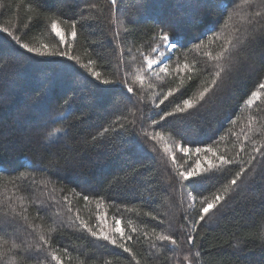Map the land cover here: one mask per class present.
Returning <instances> with one entry per match:
<instances>
[{
	"label": "trees",
	"instance_id": "16d2710c",
	"mask_svg": "<svg viewBox=\"0 0 264 264\" xmlns=\"http://www.w3.org/2000/svg\"><path fill=\"white\" fill-rule=\"evenodd\" d=\"M52 19L67 43L52 33ZM0 27L32 47L68 53H29L0 32V264H56L51 251L64 264H189L185 257L191 264H264V148L253 151L264 144V104L244 103L264 82V0H0ZM161 30L178 44L162 65L169 74L157 76L146 71L145 57ZM217 34L239 37L224 61L228 71L205 101L167 116L210 82L215 61L196 46L215 53L224 41H208ZM89 60L114 83L97 80L83 67ZM185 62L199 71H173ZM137 69H144L143 86L133 82ZM209 146L233 163L181 178L198 158L208 167L194 150ZM215 194L224 199L199 220L202 202ZM100 217L109 227L119 219L125 239L112 233V244L81 223L99 231ZM161 233L177 245L157 241Z\"/></svg>",
	"mask_w": 264,
	"mask_h": 264
},
{
	"label": "snow or ice",
	"instance_id": "6c2138e0",
	"mask_svg": "<svg viewBox=\"0 0 264 264\" xmlns=\"http://www.w3.org/2000/svg\"><path fill=\"white\" fill-rule=\"evenodd\" d=\"M252 2V0H244V3L246 5L250 4ZM112 4H116V0H111ZM256 16H260L261 13L257 12L255 13ZM229 19H231V17H229ZM71 27V37L72 40L74 41L77 37V31H76V22H72L70 24ZM51 31L52 33H54L55 37L58 38L59 43H67V39H66V35L64 30L61 29L60 27V22L57 21L56 19H52L51 20ZM237 31H239L237 29ZM0 32L6 33L8 37H11L12 40H14L16 42V44H18L21 48L25 49L27 52L29 53H34L36 55L39 56H51V55H68L67 52L64 51H59L56 50V45H52V48L50 49L48 44H42L39 47H32L30 46L28 43H22L21 39L19 36L13 35V32L9 30V28L7 27H0ZM158 40L159 43L153 47L151 49V52L156 53V57H145V63L147 66V70L151 71L153 69L154 65L157 64H162L163 62V58L165 56V51L162 49L161 46L166 47L168 49H175L177 47L178 44V40L174 37V36H170L168 32L161 30L160 33L158 34ZM215 40H223L224 42L220 45L219 50L216 51L215 53H213L212 51H208L207 50V45H197V49H200L201 47H203L205 49L204 55L208 56L212 61H215V65L214 68L215 70L211 73V80L210 82H206V86H204L201 90H199L197 93H195L192 97L188 98V99H184L182 101V104H177L176 107L174 108V110L172 112H168L166 113L167 116H171L174 115L176 113H185L188 110L194 108L196 105L200 104L202 101H205L206 96H208V94L210 92H212L213 88L216 87L217 82L222 80L223 76L226 74V72L228 71V69L225 67L224 61L228 60L231 58V49L233 47H235L236 45H234V41H239V37L236 36H231V37H223L219 34H217V36L213 39L208 41V44H211L213 42H215ZM129 51H131V49H129ZM70 59H75V60H79L78 57H69ZM95 64V61L89 60L87 64L83 65V67L87 68L90 72H92V75L97 79V80H101L102 83L104 84H110V83H114V81L107 79V78H103L101 77V73L94 71L90 66ZM143 71L144 69H137L136 74L134 75V80L133 82H140L141 86H143L144 84V75H143ZM173 71L176 72H184V71H188L190 73H195L197 71H199L198 69H196L195 64H189L187 62L183 63L182 65H177L175 69H173ZM160 73H164V74H169V68L167 67V65H164L162 67L159 68V70L157 72H154V75L160 76ZM162 78V77H161ZM188 79H191V75H189ZM184 84V78L181 77L180 79V86H183ZM149 87H152L151 84L148 85ZM128 92H132L133 88L131 86L128 87ZM179 88L176 89H169L168 92L164 95L163 99H161L160 103L163 104L166 100H168V98L170 96L173 95L174 91H178ZM257 102H260V104H264V82L259 83L258 88L256 91H253L250 95V97L244 102L245 106L247 108H252L254 105H257ZM165 117L162 116L161 119H164ZM256 117L255 116H250L248 119V123L249 124H253L256 122ZM235 123V122H234ZM105 131H108V129H105ZM145 135H151L149 133H145ZM151 138L153 140H157L159 141H164L165 137L160 134L157 133L155 135H151ZM225 137H221V140H224ZM245 140L248 139V136L244 137ZM253 143H257L256 141H253ZM178 150L182 153H188L190 151V149L188 147H182L177 145ZM261 148H264V144H260L259 147H255L253 149L254 152L259 153L261 151ZM166 153L169 154L172 163L175 164L176 160H175V153L171 151V146L167 144V142H165L164 145V149H163ZM195 153L197 154H201L204 153V159L208 162V167L207 168H202V165L200 163L199 158L195 161V165L193 167H191L189 170L187 171H179L178 175L181 176V178L187 180L193 177H198L201 175V172H208L213 168H217L219 166L222 165H228L233 163V160L229 159L226 155L220 154L218 155V149L213 148L211 146L207 147V148H196ZM241 151H243V145H241ZM207 153H211L212 157H215V161H213L208 155ZM251 159H255V157H251ZM218 162V163H217ZM243 171L245 170H241L240 172L236 173L235 178H233L230 181V185L228 187L224 188V192L227 193L228 191H230V187L233 185L237 184V180L240 179V177L243 175ZM193 200H195V197H191ZM85 200H88V197L85 196L84 197ZM224 199V196L221 194H215L213 196L212 199H208L205 198V200L207 201L206 203L202 202L203 206L200 209L201 211V215L199 216V220L203 221L205 219V216L210 212V210L216 208V206ZM98 207H100V205H98ZM77 219H79V217H77ZM100 223L102 225H104L103 227L99 228V231H93V229L91 227L88 226L87 222L81 220V223L83 224V226L87 229V231L94 237L99 236L100 238L104 239V240H108L110 241L112 244H117V239L114 235H112V233H118L119 237L121 240L125 239V230L120 226L121 222L119 219L115 220V226L114 227H109L106 222L104 217H100ZM107 229V230H106ZM132 231L136 232L137 229L135 227H132ZM128 240H131L132 237L129 235L126 237ZM260 239L264 240V236H261ZM39 240L43 242V244H50V241L48 239L45 238V236L43 234H41L39 236ZM156 240L160 241V242H168L171 245H177V240L175 238H173L170 235H166V234H158L156 235ZM12 248H19L20 245L13 243L11 245ZM37 250H42V245H37ZM118 247H120L121 249H123L125 252H132V249L127 247L125 245V243H119ZM66 252V250H65ZM6 253L4 252H0V259H3L5 257ZM51 260L55 261L56 264H64V261L62 260L61 256L55 252V251H51L49 253ZM198 255V254H197ZM186 260H189V264H191V260L189 257H185ZM12 264H15V262L13 261ZM39 264H45L44 261H40ZM137 264H139V262H137Z\"/></svg>",
	"mask_w": 264,
	"mask_h": 264
},
{
	"label": "rangeland",
	"instance_id": "374dc122",
	"mask_svg": "<svg viewBox=\"0 0 264 264\" xmlns=\"http://www.w3.org/2000/svg\"><path fill=\"white\" fill-rule=\"evenodd\" d=\"M162 47V49L165 51V56H164V58H163V62H162V64H157V65H154L153 66V69L151 70V71H149V70H146V71H148L150 74H153L154 72H155V70L156 69H158L160 66H162L163 64H165V62L169 59V57L171 56V54H172V51H173V49H168V48H166V47H163V46H161ZM149 57H156V53H152ZM147 67V66H146Z\"/></svg>",
	"mask_w": 264,
	"mask_h": 264
}]
</instances>
